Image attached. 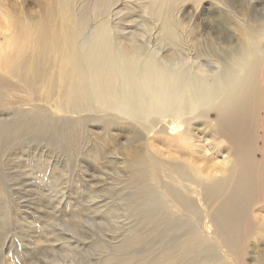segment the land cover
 Segmentation results:
<instances>
[{
  "label": "bare ground",
  "instance_id": "6f19581e",
  "mask_svg": "<svg viewBox=\"0 0 264 264\" xmlns=\"http://www.w3.org/2000/svg\"><path fill=\"white\" fill-rule=\"evenodd\" d=\"M138 1L137 8L161 23L160 44L175 52L165 63L146 48L142 34L114 37L121 33L114 32L110 17L133 15L131 0H45L48 23L11 21L0 9L8 25L0 24V65L17 49L19 80L37 89L50 63L61 84L54 109L29 104L0 121V149L26 134L55 135L59 151L78 158L90 122L100 124L104 140L112 130L124 132L139 143L123 158L122 200L146 230L119 249L160 244L148 260L125 253L106 264H264V27L257 24L260 32L246 37L253 48L260 40V53L245 51L232 67L219 62L213 75L198 63L193 74L188 62L175 61L188 47L198 59L205 51L190 45L191 34L175 19L182 0ZM213 12L203 14L210 18ZM217 14L226 18L223 10ZM215 22L220 31L226 28ZM87 152L94 160L105 157L99 146ZM173 224L179 228L175 236Z\"/></svg>",
  "mask_w": 264,
  "mask_h": 264
},
{
  "label": "rangeland",
  "instance_id": "374dc122",
  "mask_svg": "<svg viewBox=\"0 0 264 264\" xmlns=\"http://www.w3.org/2000/svg\"><path fill=\"white\" fill-rule=\"evenodd\" d=\"M124 1L127 0H120V3ZM131 2L135 8L133 15L122 13L114 18L112 14L109 19L112 28L115 26L114 32L121 33V36L115 34L117 37H114L122 40L126 35L142 34L146 48L156 52L165 63V56H173L175 52L167 53L166 47L160 44L161 23L135 6L140 1ZM46 4L45 0H0V9L8 11L11 21L20 17L29 22L48 23L51 16L46 11ZM209 8L214 11L212 18L204 15ZM219 9L224 11L225 19L218 18L221 16L217 14ZM177 10L175 19L191 34L188 39L190 45L194 43L199 51L205 50L206 53L203 52V59H198L194 51L187 52L191 47L179 53L175 61L181 62L178 66L188 62L186 65L189 64L191 73H196L194 67L199 63L208 75H213L220 70L219 62L224 61L225 66L232 67L236 65L235 58L242 57L245 51L260 53V40L253 48L246 37L260 32L257 24L264 27V0H182ZM58 19L54 20H57L54 22L56 25ZM0 20L2 26H8H5L4 17ZM215 21H223L226 28L220 31ZM94 26L92 22V28ZM119 28L122 32L116 30ZM193 37L199 41H191ZM2 38L0 41L3 42ZM7 54L9 56L0 65V121L6 122L29 104H38L45 110L54 109L57 95L61 92L55 67L45 64L46 68L38 80L39 87L32 89L15 76L19 73L14 69L17 49ZM179 57H183L182 60ZM67 121L70 122L68 117ZM87 126L89 134L82 147V157L72 158L61 152L62 145L55 135L32 138L26 134L13 145L0 149V264H106L110 258L125 253L144 258V261L151 256L150 252L155 253L152 247L160 243L138 244L125 252L119 249L125 239L146 230L143 220L134 216L133 207L122 200L124 194L120 189V178L124 176L122 171L126 166L123 158L128 151L138 147L139 142L130 141L126 133L118 130H112L111 139L104 140L100 138L103 132L100 124L94 121ZM55 139L60 145L54 142ZM97 145L105 156L100 160H94L87 152ZM75 214L76 220L72 218ZM173 225L170 230L173 229L172 235L175 236L179 228Z\"/></svg>",
  "mask_w": 264,
  "mask_h": 264
}]
</instances>
